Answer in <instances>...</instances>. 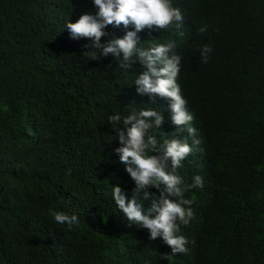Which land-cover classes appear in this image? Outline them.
<instances>
[{"label": "trees", "instance_id": "16d2710c", "mask_svg": "<svg viewBox=\"0 0 264 264\" xmlns=\"http://www.w3.org/2000/svg\"><path fill=\"white\" fill-rule=\"evenodd\" d=\"M172 4L183 27L145 29L141 41L174 40L183 71L212 48L202 77L213 82L202 87L213 94L188 91L213 120L198 116L204 136L182 170L187 183L204 180L188 192L195 216L180 228L191 249L162 259L170 247L129 225L112 199V185H134L108 117L139 107L142 70L91 61V42L70 38L66 22L95 12L92 0H0V264H264V0ZM50 211L75 212L80 224L69 230Z\"/></svg>", "mask_w": 264, "mask_h": 264}, {"label": "clouds", "instance_id": "9594fccd", "mask_svg": "<svg viewBox=\"0 0 264 264\" xmlns=\"http://www.w3.org/2000/svg\"><path fill=\"white\" fill-rule=\"evenodd\" d=\"M92 4L95 12H84L75 22H66L70 38L91 42L84 45L91 49V61L111 56L121 69L130 70L137 64L142 70L133 83L139 107L127 115L117 112L108 117L119 142L114 152L134 185L130 193L118 184L112 185V199L129 225L146 229L149 240L159 238L162 247H170L171 253L161 256L171 261L176 254H186L192 247L180 228L195 216L194 201L187 198L188 192L204 185L199 175L187 183L182 170L188 156L198 151L204 136L198 116L207 127L213 123L208 110L197 106L188 96L190 88L205 99L213 94V89L202 87L213 82L202 77L207 73L203 63H207L212 48L203 45L201 61L186 64L183 71L182 52L176 49L174 40L155 36L141 41L139 35L145 29L149 33L154 29H181L184 17L179 4L174 7L172 0H92ZM108 26L122 27L124 34L111 36L106 31ZM206 31V26L199 29L200 33ZM102 37H108L106 42L102 43ZM195 76L199 78L194 79ZM171 128L181 130L184 139L157 132ZM50 215L69 230L80 224L75 212L50 211Z\"/></svg>", "mask_w": 264, "mask_h": 264}, {"label": "bare ground", "instance_id": "6f19581e", "mask_svg": "<svg viewBox=\"0 0 264 264\" xmlns=\"http://www.w3.org/2000/svg\"><path fill=\"white\" fill-rule=\"evenodd\" d=\"M87 216V215H86Z\"/></svg>", "mask_w": 264, "mask_h": 264}]
</instances>
